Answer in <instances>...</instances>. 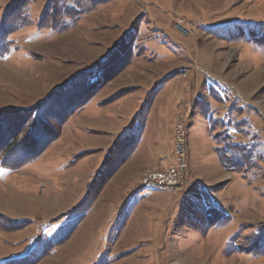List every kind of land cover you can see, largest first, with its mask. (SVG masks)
Returning <instances> with one entry per match:
<instances>
[{
  "label": "rangeland",
  "instance_id": "374dc122",
  "mask_svg": "<svg viewBox=\"0 0 264 264\" xmlns=\"http://www.w3.org/2000/svg\"><path fill=\"white\" fill-rule=\"evenodd\" d=\"M72 3L0 0V264H264V0Z\"/></svg>",
  "mask_w": 264,
  "mask_h": 264
},
{
  "label": "trees",
  "instance_id": "16d2710c",
  "mask_svg": "<svg viewBox=\"0 0 264 264\" xmlns=\"http://www.w3.org/2000/svg\"><path fill=\"white\" fill-rule=\"evenodd\" d=\"M72 2H73L72 3L73 5L67 4V8L64 7V10L66 11V13L63 16V19H59L58 23H54V22L51 21L50 24H48V26H50V27H58V26H60V27H63V28L71 26V25H73V21H74V19L77 18V16H79L83 12L89 11L88 9H89L90 6H88L86 9H84V6L82 8V3L83 2L80 3V0H72ZM84 3H85V0H84ZM25 10L26 9H24V10L20 9V13L19 14L14 15V16L12 15L11 17L9 16V14L11 12H13L15 14L16 10L11 11V12H6L5 13V17L3 18V20H1V22H0V58L3 57L4 55H6L8 50H9L10 41L8 40V36L13 31H15L16 29H18L21 26L25 25L26 21H28V20H26V16L27 15H26ZM42 23H44V22L42 21ZM211 121H212L213 125H210V127L214 126V124L217 122V121H215L213 119H211ZM40 122L36 121L34 123L33 128H36L38 123H40ZM227 137H228V135H227ZM137 138L139 139V137H137ZM234 146H236L238 148H240V147L244 148V150H248V152L250 151L249 153L254 152L253 146L251 144H249V143L248 144L243 143L241 145L240 144H236ZM3 147L0 148V166H2V167L15 168L16 166H18L27 157L24 153H22V154H18L17 158L12 159L10 157L11 155L9 154L8 149L7 148H3ZM214 149H215L216 153L219 150L221 151V149H219L218 146H216ZM238 152L241 153V151H238ZM228 158H230V157L228 156ZM10 159H12L14 162H11ZM223 163H224V161H223ZM73 227H74L73 224H71V229H73Z\"/></svg>",
  "mask_w": 264,
  "mask_h": 264
},
{
  "label": "bare ground",
  "instance_id": "6f19581e",
  "mask_svg": "<svg viewBox=\"0 0 264 264\" xmlns=\"http://www.w3.org/2000/svg\"><path fill=\"white\" fill-rule=\"evenodd\" d=\"M178 120V119H177ZM178 123L175 124L174 127V133H175V139H174V155L176 163L172 164L171 166L159 171V172H151L145 176L143 179L141 185L143 187H157L159 189L164 190V186L166 181H169V177L172 180V186H177L181 182L183 178V174L186 171L187 168V139H186V133L187 129L185 127V119L181 121L180 124V132H181V150H180V157L181 162L184 165V168H181L180 165H178V154H177V145H178ZM172 190V187H165V190Z\"/></svg>",
  "mask_w": 264,
  "mask_h": 264
},
{
  "label": "built area",
  "instance_id": "2783aa9c",
  "mask_svg": "<svg viewBox=\"0 0 264 264\" xmlns=\"http://www.w3.org/2000/svg\"><path fill=\"white\" fill-rule=\"evenodd\" d=\"M180 124H181V117L178 118V131H177V136H178V145H177L178 161L177 162H178V165H180L181 168H184V165L181 162V157H180V150H181V145H182ZM155 172H159V171L155 170ZM183 179H184V177H183ZM163 186H164V190H165V187H172V192H177L179 187H180V186H172V180H171L170 177H169V181H166L165 185H163Z\"/></svg>",
  "mask_w": 264,
  "mask_h": 264
},
{
  "label": "crops",
  "instance_id": "0c3cea01",
  "mask_svg": "<svg viewBox=\"0 0 264 264\" xmlns=\"http://www.w3.org/2000/svg\"><path fill=\"white\" fill-rule=\"evenodd\" d=\"M171 122V121H170ZM172 128H173V122H171L170 123V125L169 126H166L165 125V128L164 129H162L163 130V132H164V136H165V138H169V137H171L172 138ZM170 141V140H169ZM168 141V142H169ZM142 145V144H141ZM141 145H140V147H141ZM165 163H166V165L168 164V161H164ZM185 178V177H184ZM184 181V180H183ZM158 190V189H157ZM160 191H162V190H160ZM138 194H139V188L136 190L135 189V197L136 196H138ZM154 195H156V193H152V194H149V195H147V197H152V196H154ZM137 207V206H136Z\"/></svg>",
  "mask_w": 264,
  "mask_h": 264
}]
</instances>
